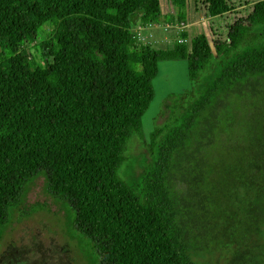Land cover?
Masks as SVG:
<instances>
[{"label": "trees", "instance_id": "16d2710c", "mask_svg": "<svg viewBox=\"0 0 264 264\" xmlns=\"http://www.w3.org/2000/svg\"><path fill=\"white\" fill-rule=\"evenodd\" d=\"M170 1L181 14L168 22H182L191 0ZM201 1L207 16H246L213 46L201 33L189 48L184 31L159 50L134 27L137 15L159 24L160 0H0V234L44 174L101 264H196L181 215L195 222L187 197L205 164L219 145L236 147L249 123L264 143V0ZM46 26L54 36L30 58L23 47ZM183 59L192 87L152 132L139 189L123 177L130 141L144 138L159 63Z\"/></svg>", "mask_w": 264, "mask_h": 264}, {"label": "rangeland", "instance_id": "374dc122", "mask_svg": "<svg viewBox=\"0 0 264 264\" xmlns=\"http://www.w3.org/2000/svg\"><path fill=\"white\" fill-rule=\"evenodd\" d=\"M162 4L164 15L159 24L144 26L137 15L135 27L139 24L141 27L134 30L141 34L142 42L167 50L179 40L182 28L179 21L166 28L164 16H176L180 10L170 0H162ZM194 8L203 10L202 1L196 4L193 1L192 12L184 11L189 25L183 30L187 32L185 44L189 48L192 40L204 31L199 22L201 15L194 13ZM234 14L233 22L245 17L246 11L242 9ZM230 23L228 19L227 24ZM227 32L228 26L209 31L212 45L224 39ZM54 33V28L46 26L37 41L24 45V53L30 58L40 56L41 43L51 39ZM153 84L155 98L142 119L144 138H132L128 162L122 170L125 179L133 175L132 183L139 189L143 188L141 175L152 161V132L156 125L167 121L169 108L192 87L189 60L161 61ZM249 124L248 133L235 135L236 147L218 146L221 150H216L203 168L200 187L194 196L187 197L192 203L190 217L195 222H188L181 215L185 221L182 227L187 229L196 264H264V143L253 139V131L262 132ZM75 222L72 203H65L48 191L44 174L31 179L0 234V264H101L93 243L77 231Z\"/></svg>", "mask_w": 264, "mask_h": 264}, {"label": "crops", "instance_id": "0c3cea01", "mask_svg": "<svg viewBox=\"0 0 264 264\" xmlns=\"http://www.w3.org/2000/svg\"><path fill=\"white\" fill-rule=\"evenodd\" d=\"M193 1L196 4L195 0L189 1L186 10L189 9V11L192 12L191 8L193 7ZM160 3H161L162 19H163L164 10H163V7H162V5H163L162 4V0H160ZM168 4H169V2H168ZM168 4H165V5H168ZM240 10H242V8L238 9L237 11H240ZM193 12L201 15V17H200L201 19L199 20V22L202 23L203 29H204L203 33H205L208 38L210 37L209 36V31L213 32L214 29H216V30H219V29H222V28L226 29L227 26L229 27V26H231V25H233L235 23V22H233V18H231V17H233V15L235 17L236 14H234V13H227V14H223V15H220V16H216V17H210V16H207L205 7H204L203 10H201V9L198 10V8H194ZM183 13H182V15H183ZM180 14L181 13L178 12L177 16L180 15ZM164 17H165L164 20L166 21L165 22L166 25L165 24L164 25L166 26L167 29H170V27L175 26V23H169L168 20H167L171 16L167 15V16H164ZM228 19L231 20L230 24H227V20ZM218 20H219V22H217ZM180 25H178V26H180V29L182 28V30H180V34H181L182 32L185 31V30H183V27L189 25L188 22H187V16L186 15H185V19H183V21L180 23ZM148 26H150V25H148ZM140 27H141V25L139 24L137 27H134V29L136 30L137 28H140ZM179 38H180V35H179Z\"/></svg>", "mask_w": 264, "mask_h": 264}, {"label": "built area", "instance_id": "2783aa9c", "mask_svg": "<svg viewBox=\"0 0 264 264\" xmlns=\"http://www.w3.org/2000/svg\"><path fill=\"white\" fill-rule=\"evenodd\" d=\"M138 37H139V39L142 41V38H141V34H140V33L138 34Z\"/></svg>", "mask_w": 264, "mask_h": 264}]
</instances>
